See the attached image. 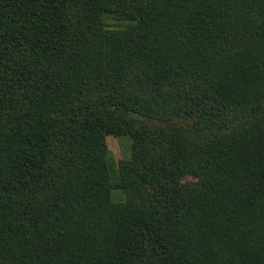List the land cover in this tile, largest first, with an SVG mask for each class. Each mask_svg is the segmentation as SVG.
<instances>
[{"label":"trees","instance_id":"1","mask_svg":"<svg viewBox=\"0 0 264 264\" xmlns=\"http://www.w3.org/2000/svg\"><path fill=\"white\" fill-rule=\"evenodd\" d=\"M0 264H264V0H0Z\"/></svg>","mask_w":264,"mask_h":264},{"label":"rangeland","instance_id":"2","mask_svg":"<svg viewBox=\"0 0 264 264\" xmlns=\"http://www.w3.org/2000/svg\"><path fill=\"white\" fill-rule=\"evenodd\" d=\"M111 25H115L114 21L108 22ZM106 142L108 145V149L110 155L114 159L116 163L119 164L120 161L128 159L131 154V142L128 138H116L113 136H109L106 138ZM184 183L186 182H195L197 181L194 177H187L182 180Z\"/></svg>","mask_w":264,"mask_h":264}]
</instances>
